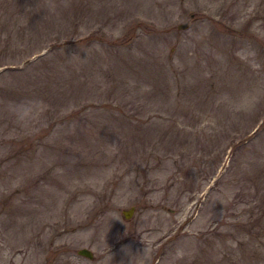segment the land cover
Segmentation results:
<instances>
[{"label": "rangeland", "instance_id": "obj_1", "mask_svg": "<svg viewBox=\"0 0 264 264\" xmlns=\"http://www.w3.org/2000/svg\"><path fill=\"white\" fill-rule=\"evenodd\" d=\"M0 264H264V0H0Z\"/></svg>", "mask_w": 264, "mask_h": 264}, {"label": "water", "instance_id": "obj_2", "mask_svg": "<svg viewBox=\"0 0 264 264\" xmlns=\"http://www.w3.org/2000/svg\"><path fill=\"white\" fill-rule=\"evenodd\" d=\"M186 27H187L186 24H182V25L178 26L179 29H184ZM133 211H134V208L131 207L128 210L122 211V214H123L124 218L128 219V218H130L132 216ZM78 254L82 255V256H85V257H88L89 259L93 258L92 252L89 249H87V248H82V249L78 250Z\"/></svg>", "mask_w": 264, "mask_h": 264}, {"label": "clouds", "instance_id": "obj_3", "mask_svg": "<svg viewBox=\"0 0 264 264\" xmlns=\"http://www.w3.org/2000/svg\"><path fill=\"white\" fill-rule=\"evenodd\" d=\"M179 255H180V256H182V255H183V253H179Z\"/></svg>", "mask_w": 264, "mask_h": 264}]
</instances>
